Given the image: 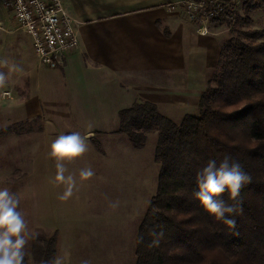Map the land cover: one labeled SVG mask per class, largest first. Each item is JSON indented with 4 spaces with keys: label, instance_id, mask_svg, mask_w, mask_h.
Masks as SVG:
<instances>
[{
    "label": "trees",
    "instance_id": "trees-1",
    "mask_svg": "<svg viewBox=\"0 0 264 264\" xmlns=\"http://www.w3.org/2000/svg\"><path fill=\"white\" fill-rule=\"evenodd\" d=\"M241 5L245 16L238 9L235 19L209 23V33L211 25L231 27L209 72L198 114L176 122L148 100L119 112L116 133L134 148H144L157 134L158 184L137 229L135 264H264V22L250 27V14L264 13V0ZM13 133L21 131L2 128L0 137ZM96 146L102 150L97 141ZM226 156L238 160L250 176L235 200L228 192L221 197L236 207L234 227L216 220L195 196L197 173L210 160L218 164ZM42 231L26 238L24 264H57L60 236Z\"/></svg>",
    "mask_w": 264,
    "mask_h": 264
},
{
    "label": "rangeland",
    "instance_id": "rangeland-1",
    "mask_svg": "<svg viewBox=\"0 0 264 264\" xmlns=\"http://www.w3.org/2000/svg\"><path fill=\"white\" fill-rule=\"evenodd\" d=\"M104 1L82 0L100 10L119 0ZM172 1L162 0L160 6L165 8ZM238 9L245 16L242 5ZM177 10L184 11L182 7L174 11ZM11 15L0 1V67L4 71L2 64L6 59L9 62L12 48L3 43L6 33L1 29L4 27L1 21L5 17L13 23ZM250 16L251 28L264 22L263 10H255ZM217 27L214 34L228 36L230 25ZM52 73V91L47 88V93L41 94L39 114L36 110L30 112L33 107L26 106V98L18 100L25 105L14 107L11 90L10 97H3L5 79L0 74V130L14 126L21 131L0 137V190L7 189L19 199L17 210L27 226L22 233L25 239L42 230L58 232L59 264H135L137 229L158 184L157 134H151L146 146L137 149L124 135L116 133L119 116L113 106L107 114L103 110L90 116L71 112L61 74L57 75L59 70ZM172 109L174 112L169 117L180 122L182 111L177 106ZM186 112L196 115L199 109L190 107ZM87 131L92 134L85 137ZM70 132H79L85 138L87 149L78 157L63 160L64 176L71 175L74 182L71 195L61 199L68 184L56 179V158L50 152L58 133ZM96 141L102 150L98 149ZM86 169L93 174L82 178L81 170Z\"/></svg>",
    "mask_w": 264,
    "mask_h": 264
},
{
    "label": "crops",
    "instance_id": "crops-1",
    "mask_svg": "<svg viewBox=\"0 0 264 264\" xmlns=\"http://www.w3.org/2000/svg\"><path fill=\"white\" fill-rule=\"evenodd\" d=\"M161 1L119 0L100 10L82 0H63L81 21L77 26L80 45L66 53L63 65L55 69L39 62L32 36L19 27L9 10L13 23L5 17L1 21L6 33L3 43L12 48L9 62L2 64L5 71L0 67L3 91L13 92L14 107L25 105L18 100L26 98V106L33 107L30 112L39 114L38 100L47 88L52 91V71L59 70L73 113L90 116L103 110L107 114L113 106L119 116L121 109L135 101L148 100L163 115L170 112L167 117L176 106L184 117L188 108H198L225 37L213 33L218 24L211 25L210 33L200 34L184 11L171 12L160 6ZM89 134L85 132V137ZM59 135L63 134L55 138Z\"/></svg>",
    "mask_w": 264,
    "mask_h": 264
},
{
    "label": "clouds",
    "instance_id": "clouds-1",
    "mask_svg": "<svg viewBox=\"0 0 264 264\" xmlns=\"http://www.w3.org/2000/svg\"><path fill=\"white\" fill-rule=\"evenodd\" d=\"M84 137L79 132H70L59 135L51 145L50 155L56 158V179L68 184L67 192L61 196L65 199L71 195L73 177H65V158L78 157L84 153L87 146ZM90 169L81 170V177L92 175ZM250 181V176L243 170L238 160L224 157L218 164L210 160L208 164L197 173L199 191L195 196L199 199L205 210L216 220L222 221L230 227L235 226L233 215L236 207L227 203L222 194L228 192L229 199L235 200L243 184ZM19 199L7 189L0 190V264H24L26 223L21 212L18 211ZM59 264V262H57Z\"/></svg>",
    "mask_w": 264,
    "mask_h": 264
},
{
    "label": "built area",
    "instance_id": "built-area-1",
    "mask_svg": "<svg viewBox=\"0 0 264 264\" xmlns=\"http://www.w3.org/2000/svg\"><path fill=\"white\" fill-rule=\"evenodd\" d=\"M10 10L19 27L33 38L39 62L55 69L64 63L66 53L80 45L77 26L81 23L65 7L63 0H0ZM243 0H174L165 8L174 11L182 7L198 26L201 34L209 33V23L227 17L235 19V12ZM9 90L3 97H10Z\"/></svg>",
    "mask_w": 264,
    "mask_h": 264
}]
</instances>
